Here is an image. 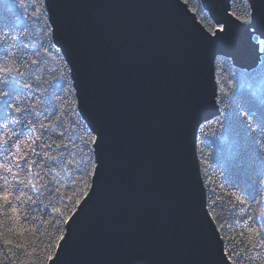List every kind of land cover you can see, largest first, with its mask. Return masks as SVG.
Wrapping results in <instances>:
<instances>
[{
    "label": "water",
    "instance_id": "95a60500",
    "mask_svg": "<svg viewBox=\"0 0 264 264\" xmlns=\"http://www.w3.org/2000/svg\"><path fill=\"white\" fill-rule=\"evenodd\" d=\"M45 2L97 169L49 264H232L207 209L197 136L219 115L217 59L259 61L264 0H248L250 23L230 0H201L214 33L183 0Z\"/></svg>",
    "mask_w": 264,
    "mask_h": 264
},
{
    "label": "trees",
    "instance_id": "16d2710c",
    "mask_svg": "<svg viewBox=\"0 0 264 264\" xmlns=\"http://www.w3.org/2000/svg\"><path fill=\"white\" fill-rule=\"evenodd\" d=\"M186 4L208 31L218 29L201 0ZM230 12L251 22L248 0H230ZM253 40L260 52L255 67L240 69L230 58L217 59L219 115L203 122L197 136L207 209L232 264H264V40ZM3 63L21 75L2 85L9 95L0 100V165L37 188L29 193L31 202L16 205L19 217L0 211L3 239L27 248H5L0 241V264H49L67 217L91 188L96 136L79 111L75 81L54 42L45 0H0Z\"/></svg>",
    "mask_w": 264,
    "mask_h": 264
},
{
    "label": "snow or ice",
    "instance_id": "6c2138e0",
    "mask_svg": "<svg viewBox=\"0 0 264 264\" xmlns=\"http://www.w3.org/2000/svg\"><path fill=\"white\" fill-rule=\"evenodd\" d=\"M187 3L188 0H185ZM195 12V9H192ZM235 15V13H233ZM236 19H241V17L236 16ZM242 23H248L247 20H242ZM264 24V23H262ZM219 31H224V29H219ZM6 38V37H5ZM21 73L19 69H14L10 67L7 63L0 64V100L9 95L8 91L2 85H6L10 82L9 78L17 79ZM25 87L31 88V85H25ZM21 111L20 109H16ZM247 116V113H245ZM49 127H51L49 125ZM62 136L63 133H60ZM94 142V141H93ZM58 147H63V145H58ZM27 158L25 157V160ZM83 171V170H82ZM97 172L96 168L90 170V174H95ZM19 172H13L12 168H7L6 166L0 165V211L5 214H10L12 217L17 218L20 214V209L16 206L17 204H23L25 202H31L32 196L29 193L37 188V184L31 183L27 178L21 179ZM81 179L87 183L85 176H81ZM74 195H77L74 193ZM77 206V202H73V211ZM56 212L63 216L64 211L62 209H56ZM67 219H72V216H68ZM222 227V225H221ZM60 239H65L64 236H60ZM264 239V238H262ZM0 241L3 242L5 248L12 246L17 249H23L24 252H27V248L20 243H14L12 240L3 239V233H0ZM261 248H264V243L260 245ZM11 255V253H9ZM232 253L229 251L226 253V256H231ZM49 260L52 257L48 258ZM234 264H239V261H235Z\"/></svg>",
    "mask_w": 264,
    "mask_h": 264
},
{
    "label": "rangeland",
    "instance_id": "374dc122",
    "mask_svg": "<svg viewBox=\"0 0 264 264\" xmlns=\"http://www.w3.org/2000/svg\"><path fill=\"white\" fill-rule=\"evenodd\" d=\"M262 39V38H261Z\"/></svg>",
    "mask_w": 264,
    "mask_h": 264
}]
</instances>
